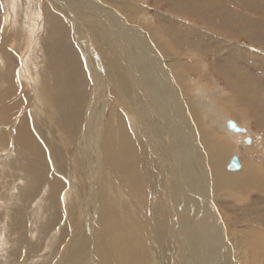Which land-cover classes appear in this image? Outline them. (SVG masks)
I'll return each instance as SVG.
<instances>
[{"label":"rangeland","instance_id":"rangeland-1","mask_svg":"<svg viewBox=\"0 0 264 264\" xmlns=\"http://www.w3.org/2000/svg\"><path fill=\"white\" fill-rule=\"evenodd\" d=\"M50 1L53 3H60L59 0H57V1L56 0H50ZM100 1H102L105 4H109L113 8H116V10H118L121 14H123L126 17V19L131 23V24L126 23V25H127L126 26L124 24V20H123V25H122L123 29H125L126 31L127 30L129 31L130 29L137 31V33L135 35H132V34L130 35V40L135 39V37L139 34L140 31H142L143 35H146V37H148L147 40L145 41V45L148 48L150 55L153 56V54L155 53V55L157 57H159L158 59L162 63V66L165 68L164 71L168 72L169 75H171L170 76L172 78L171 80L174 79L173 80V86L176 87V89L174 87L173 88L169 87V90L172 89V90H170L171 93L169 92L168 94H165V95H168L170 97V95L175 93L177 98L180 96L181 100H183V102H182L183 106L181 105V107H183L184 109L182 108V111H183V113L184 112L186 113V114L184 113L185 116H188V117H186L185 120H183L184 122L182 121V124L186 126V127L184 126L185 128L184 127L183 128L185 129V131H187V135L191 138L192 143L195 145L194 148L191 145V152H192V150H195V152H196L195 154L198 157V160L201 163L202 162H204V163H202V167L197 165V169L195 170V173H199V174L194 175L191 168H190L189 162H191V165L194 167H195V162H192L189 160L190 159V155L188 154L189 150L184 147V144H183L184 141L181 138H180V144H182V149L180 150V148H176L177 151L180 150V154H181L180 157H178V154H176V152L170 153V155L173 157L172 160L174 159V163L178 164L180 158L182 160V155L184 154L183 160H182L184 165L182 166V168L184 169V171L186 170V172L188 174V176L186 177L187 181L191 180V184L194 182L193 183L194 185L197 184V185L201 186V188L206 193L204 191H202L201 192L202 195L198 196V198L202 197V196L207 197V195H208L209 201L206 199H204L202 201L208 202L209 206H211V208L214 210L215 214L218 213L219 216L223 220V222H222L223 228L220 230V232L219 231L215 232V234L222 233V237H223L222 240H225L223 248H222L223 252L220 253V251H219L218 252L219 255L216 252L217 259L215 260V262L217 264H226V261L228 262L227 264H264V236H263V240H262L263 242L257 243V246L255 248L257 250V257H256V256H253L254 251L252 250V248L249 247L248 245H246L245 240L243 241V239H245V238H247V239L251 238L252 235L248 234V233L246 235V234H243V232H242L246 228H248L249 232L251 229H252L251 232H253V229H254V233H256V234L260 235V231L264 234V226H262L263 223H261V222H263L262 221L263 215H261V213H264V212L256 213L257 211L251 209L252 204L259 210L261 209V207L264 206V204L261 203L262 201L260 198V194L257 191V188L259 185H261V183L264 185V180L261 183L259 182L258 184L256 182L255 184L257 186L252 188L253 191L249 190V189H245V188H242V190H240L241 189L240 187L239 188L237 187L238 189H236V188H234V186H231V187H228L225 189H221V190L220 189L216 190L215 187H217V186H216L215 180L213 179V169H212V166H213L212 161L213 160L211 159V155H209V152L210 151L213 152L214 150L212 148L210 150V149H208L206 144L204 145V143H205L204 142V140H205L204 134L206 136H209V140H210L209 145L210 144L213 145V144H215V142H217V143L214 146H218L219 143L222 144V146L224 148L222 150H220V152L221 153L225 152V156L224 157L221 156V158L224 160V164L222 166V169L225 172H227L228 174H235L241 170H244L246 167H248V168L253 167V170L255 169V171H257L259 173V175H260L259 177L264 175V122H262L261 124H259L260 122H258L260 116L264 117V107L261 110V111H263V113L261 112L260 116L258 113L252 112L253 110L251 109V108H255V109L260 111L259 106H260L261 102L264 103V101H261V100L255 101V104H253L254 101L253 102L249 101L248 102L249 104H247L246 101L249 100L248 97L242 98V97H238V96L233 95V93L231 91V85H230L231 82L229 83L230 78L232 79V82H233V77L238 76L236 74V71H238V73H240V71H241L242 73H240V74H243V75L247 72H252L253 76L261 79L264 83V68L256 67L257 68L256 69L251 64H248L247 62H244V64L240 66L237 64L238 63L237 61L232 60L233 56L228 55V54H226V56H223V58L219 56L221 58V60L219 58L218 62H220V63L218 65H216L215 62H217L216 59H217L218 55L211 53L214 50L207 49V51H206L207 53H204L199 49V47L186 46L181 51L179 49L175 48L171 43L172 38L169 37L170 35H168L158 25V14L159 13H169V14H172V12L175 13V9L172 10V8L169 7V5H168L169 1H167V0H136V1L135 0L134 1L129 0V1L139 5L137 13H132L130 7H128L127 10L124 11L121 8V5L117 4L118 1H120V0H116L117 2L114 0H111L112 2H114V4L111 3L109 0H100ZM226 3L230 4L231 6L230 5L229 6L231 8H235L236 11H238L239 13H245V14L247 13V14H249L250 17H253V18L259 16L258 11L257 10L255 11V9L253 10L252 6L244 7L246 5H244L245 3L241 2V0H223V4H226ZM96 4H98V3H96ZM242 4H243V6H242ZM8 5H9V9H8ZM57 11L58 10H55L52 7L49 0H0V46L3 47V49L0 47V49H1L0 50L1 51L0 52V54H1L0 55V70H1L0 73L3 72V74H6V72H8L9 76H10L9 77V81H10L13 79V78L10 79L12 77V74H13L12 71L15 70L16 71L15 75H17V76L14 77L13 83L15 86L21 85V87L19 89L20 91L17 90L16 92H11L10 96L12 95V93H13V96H11V98L8 97L9 99H7L8 93H6V92L3 93V92H4V89L10 88L9 85H7L9 82L6 81V78H8L7 77L8 73H7L3 82H1L2 78H0V83H1L0 87L4 86V88L0 89V101H1L0 112L2 110V115L4 116L3 119H6V118L9 119L10 118L8 122L9 123L12 122L11 123L12 125L10 124L8 127H5V129H3V130L8 131V130L13 129L11 131V133L15 134L16 133V127L15 126L17 125L18 121H20L21 118H24L29 123V133L31 132L30 133L31 140L34 137L37 140V142H38L37 144L39 145V147L42 148V151H36V153H33L35 151H32L33 157L30 159L31 161L34 160V162H36V164L40 165V167H39L38 165L35 164V169H36L35 172L37 171V175H38V177L40 179V183H41V185H38L40 187L37 186L35 188H37V191H39V192L36 191L35 193H33L34 195L33 194H32V196L28 195L26 198H25V196H23L24 198H21L20 201H18V198H19L18 196H17L16 200H15V198H12V197H14L15 195H18V191L20 190L19 187L25 188V187H27V185L29 183L28 181H26L25 178L26 177L29 178L31 176V174H29L32 171L31 167H29V166H28V168L26 167L27 165H30V160L29 161L23 160L22 163L24 164L23 166L25 167V169H24V167L22 168V166H20V168H19V167H17V165H13L12 161H14L13 157L16 154V151L13 150V148H12V146H14V144H12L13 142H11V138L9 140V146L7 145L6 147L0 148V264H58L61 261L60 258L62 257V254L65 251V247H67V244L71 240L70 238L73 237V234L75 232L77 233L76 235L79 237L81 236V239H82L80 241L81 246L79 247L80 248L79 251L81 252V255H80L81 260H80V258L79 259L76 258L77 261H75V262H77L78 264H88V263L89 264H99L98 261L95 259L93 260V258H91V256L93 257V256L97 255L96 250L94 248H92L93 245L96 244V242L94 241L93 235L95 234V231L98 230V229H96L97 228L96 226H98V225L100 226L101 224H102V226H101L102 237H104V239L106 240V243H107L106 254H109V261L111 262V264H162L163 260H161V259L162 258L166 259V258L170 257V256H168V255H170V252H172V251H170V248H174V247L172 244H171V246H169V248H168V245H166L164 250H163L161 245H159L158 243L156 245L154 242V239H155L154 237L159 238V240L161 241L163 239V235L161 232L159 234H155L157 232V230L156 229L154 230V227L151 228L149 225L152 222V220H151L152 217L150 218V215H154L153 220L155 221L156 217H157L156 215H162L166 211V208H164L162 205L159 204L160 202L167 199V195L165 192L166 190L164 189V192H162L163 189H161L158 192L156 191L155 193L152 192L150 194L149 193L150 189L146 188V189H149V191L141 197L142 200H145V201H143V204H140L137 202L140 206V210H142V213L139 214L140 220H142L143 218H145L144 221L148 219L147 220L148 222L145 221L146 223L141 222V226L138 223L139 220H136V212H138V209L132 204V202L130 203V201H132V198L137 199V195L139 194L137 187H134V185H133L135 183V182H133L135 179H134V177H132L133 173L131 172L132 170H133V172L135 170H138L135 166L137 164V161H139V160L136 158H139L141 160H143V159L145 160V154L146 155L149 154L150 158H152L151 155L153 154V150L157 149L156 141H152V140L150 141V138L148 136L149 135L148 132L152 129V125H151L152 122H150V118L148 117L149 118V119H147L148 121H144V122L148 123L151 126V128H150V126H147V124L144 123L147 126V128H146V126H144V124L142 123L143 120H141L139 117H136L135 119H137V120L133 124L131 122V120L129 119L128 115L126 114V112L124 111V109L127 108V107L125 108V106H124L125 104H122L120 107V110H119L118 104L116 102L117 93L105 92L107 90L105 86L108 87V85H109L108 82H110L109 81L110 77L107 75L108 73L106 72V68L109 65V63L107 64V62H108V60H112V58H113L112 61L117 59V57H116L117 55L115 54V52L114 51L110 52L105 47L106 45L102 41H100V38L97 36V34L95 32H93V30H90V29H89L88 34L89 35L91 34V37L89 36L87 41L84 40V42H83V40L81 39L79 42L78 38H77L78 35L76 36V32H75V29L73 27V23L71 22V19L66 18V16L64 14H62V12H60V11L57 12ZM114 15L117 18L119 14L115 11ZM177 16L180 17L181 19L185 20L190 25L195 24V26L197 25L198 27H201V28L203 26H206V24L204 23L205 22L204 20H201V18H199V16H195V18H194V16L190 12H187V11L181 12L180 15H177ZM185 21H184V23L187 24ZM184 23H183V25H185ZM118 24L119 23L117 22V25ZM175 25L177 26V21L175 22ZM7 26H9L8 31H10V33L7 31V33L9 35H7V33L4 35L5 30L3 28H5ZM82 28L83 27H81V29ZM215 30H217V29H215ZM61 32H62V35H61ZM2 33H3V35H2ZM219 33L229 34V32H227L225 30H220ZM83 34H85V33H83ZM236 34H239V32H237ZM236 34H234V35L232 34L233 36L230 35L231 39H229V38L225 39L224 45L226 46V44L231 45V44L236 43L235 45L239 49L249 53L250 55H252V53H254V52H255V54L258 53L257 55H263L264 54V43L259 44L256 42H250V40L248 38L241 37V36L236 35ZM3 36H5V37H3ZM6 36H8V37H6ZM20 38H21V40H20ZM232 40H234V41H232ZM110 42L112 43V41H110ZM101 43H103L105 46L102 47ZM113 43H114V41H113ZM10 44L11 45L13 44V45H12V47L8 48V50H7V47L11 46ZM6 45H8V46H6ZM57 45L60 48L59 51H58ZM87 45H90V46H87ZM242 45L245 47H243ZM17 47H19V48H17ZM114 47L117 48L116 50H118L117 45ZM14 48H15V50H14ZM61 48H62V51H60ZM44 50H48V51H44ZM83 50H84V52H83ZM12 51H13V53H12ZM215 51H218V50L216 49ZM9 52H11L12 54ZM47 52H49V53L51 52V53L49 54ZM62 52L63 53L65 52L64 53V56L66 55L65 59H61V58H64V57H62V55H63ZM90 52L92 53V56H93L92 58L97 59V61H93L95 64L93 62H91L92 65L95 66L96 70L101 69L98 72L97 77L103 72L104 75L102 78H103V81L107 84L106 85L103 82V86H100V88L96 85L95 82L92 84L91 77L92 76L95 77V73L92 74L90 72L91 69H89L90 63L88 62L89 61L88 58L91 55ZM118 52L119 51H117L116 53H118ZM2 54L5 55V57ZM8 54L9 55L11 54V55L9 56ZM1 56H2V58H1ZM69 56L71 58H69ZM227 56H229L230 58ZM4 58L7 60H5ZM9 58H11V59L9 60ZM67 58H68V60H67ZM99 58H100V60H99ZM101 58H103V59L105 58V59L104 60L102 59V61H101ZM226 60L228 61V63H231L233 67L231 66V68L228 69L226 67V65H224L222 63V62H226ZM5 61H6L5 66L7 65V63H8V65L6 67L4 66L5 67V69H4L3 64L5 63ZM47 64H49V65H47ZM221 64L223 66H220ZM9 65H11V67ZM151 65L154 66L153 64H151ZM98 66H100V67H98ZM134 68L135 67H132L131 70H128V71H130L131 74H134V73L136 74V71ZM216 68H218V69H216ZM218 70H222L224 72L226 70L227 73L230 71L229 72V75H231L230 78H228L229 76H227L226 73H220V71H218ZM233 70H234V72H233ZM10 71L12 74H10ZM46 72H48V73H46ZM234 73H235V75H234ZM252 73L251 74L247 73V74L250 76V75H252ZM122 74L123 73H122V69H121V71L119 70L118 74L116 75V79L119 80V78L122 77ZM247 74H245L244 76H248ZM155 75L158 79H160V78L162 79V76L160 74H159L160 77H158L157 72H155ZM104 76H106V77H104ZM24 77H25V80H24ZM126 77H127V73H126ZM239 79L241 80V77H239ZM25 81L29 83L30 89H31L30 84L33 83V81H37L36 88L38 86V83L43 84L44 87H45V84H47L46 86H48V88L50 89V92L54 95L55 101H53V104H54V108L57 110V114H58L57 118L58 119L61 117L63 119V117H66V116L68 118H70L72 116V112L74 110L77 109V112H79L78 110H80L81 107H84V111H85L84 117L85 118H84L83 127L81 129L82 132L84 131V129L85 130L87 129L90 118L93 116L94 117V118L92 117L93 121H96V122L91 123V125H92L91 129L93 132V137L97 136L96 134H98V132H99L98 130L100 127L102 130L99 133L100 134L99 138L100 139L102 138L101 142L103 141L102 142L103 146L107 145L109 147L112 145L111 148L114 149V150H112L109 147V149H107L106 153L107 152L110 153L113 151L112 153L114 155H116V157H118V158H116L118 162H122V163H124V165L126 164L125 166H133L132 170H129L131 172V175L130 174L127 175V173H129V172H128V170L126 171V169L122 168L124 170V172H123V170H121L120 167L113 166L114 164H107V163L105 164V162H102L101 148H100V144H99L98 139H97V141H98L97 144L96 143L94 144V142H91V149H92V146H95L92 149L93 152L91 149L89 150V146H87L88 150L93 153V154L90 153V155L94 156V158H95V154L97 153L99 155V159H100V160H98V162L95 161L96 158L93 160V162H95L97 164L96 165L97 168L95 166L91 167V170L93 169L92 170L93 172L91 171L90 178H87L90 175L89 170H88L89 169L88 162H87L88 167H86V169H85V166H82L81 164H79L80 162H77L76 160L70 161V158H68V155L70 156V152L68 151L69 148L66 149L67 151L66 150L64 151L63 149H61V151H62L61 153H58V151L56 152L55 151L56 147H55V145L53 146V144L57 143L56 146L59 144L58 146H60V148H62V147H64V143L62 144V141H64L65 144H67L68 138L66 136H64L63 134L58 135V132H57L58 128H56L54 126L55 124L57 125L58 122H56L55 119L53 122L54 116H53V114H50L49 111L47 112V114H45L47 108H44V113L40 114L39 108H34L33 106L28 107L26 105V100L28 98H27V90L24 91V89H27V87L24 83ZM97 87L99 89H97ZM158 88H159L158 89V92H159L158 96H160L162 93H165L164 90H162L163 89L162 83L159 84ZM177 89H178V91H177ZM200 89L204 90V92L208 95L207 96L209 98L208 101L211 102V105L213 104L212 108L214 110L218 109L217 111L220 114H224V116H223L224 118L227 115L226 117H228V120L230 118L236 120L239 124H242L244 127H246L248 132L247 133H242L239 131L230 132L229 131L230 129L228 127V120H227V127L229 130H227L226 124L224 125V127H223L224 129L222 132L217 131L215 126H214V128L213 127L210 128V125H208L205 122V119L209 120L210 116L207 115V110H205L206 111L205 112L203 109V106L199 105L200 101L198 98H199V96L203 95L202 93L199 92ZM1 90H2V92H1ZM54 92H55V94H54ZM101 92H103L105 94V95L102 94V95H104L103 97H105V98H104V100H102V99L99 100V104H98L99 107H98L97 105H95V101H96L98 95L101 96ZM14 93H16V94H14ZM106 93H107V95H106ZM199 93H200V95H199ZM6 94H7V96H6ZM2 95L5 98L2 97ZM262 96H264V95H262ZM75 97L76 98L78 97L77 103H76ZM259 97L262 98L261 96H259ZM5 99H6V101H5ZM11 99H13V100H11ZM22 99L23 100L25 99V100L23 101ZM211 99H212V101H211ZM14 101H20V103L19 104L17 103L18 105L14 104V105L10 106L9 104H11ZM22 101L24 104L21 103ZM84 101H86V102L84 103ZM244 102H246V103L244 104ZM173 103H175V102L173 101ZM197 103H199V104H197ZM104 104H106V105H104ZM93 105H94V107H97V109L89 117V111ZM249 105H252L253 107L249 108L250 107ZM263 106H264V104H263ZM116 107L118 108L119 111L117 110ZM100 108H102L103 110L105 109V110L103 111L102 114H100V117H99L98 111ZM4 109H8L9 111L3 112V111H5ZM27 109H28V111H27ZM53 111L56 112L55 110H53ZM96 111H97V113H96ZM112 111L117 116L120 114L119 117H122V116L128 117V118H126V121H127L129 129H127V130H129L132 138L137 143V146L139 148V149L138 148L137 149L139 150L141 157L135 156L137 154L132 155L133 153L131 151H130L131 155L125 154L124 151L125 150L127 151L129 148L130 149L135 148V144L133 142H132V144H130L127 141V138L124 135V132H123V134H121L122 133V131L120 129L121 126L118 127L117 118L115 121H112V123H111V127H113V129L116 128L117 130H120V133L117 132V134H119V135L114 136L117 138V140L112 139L114 142L112 140H110L109 142L107 141V138H106L105 134L103 133L104 124L106 123L107 117L110 116ZM69 114H70V116H69ZM41 116L44 117L45 119L44 118L41 119L40 118ZM46 116L47 117L49 116V118H47ZM189 116H190V118H189ZM74 117H75V115H74ZM38 118H39V120H38ZM146 118H147V116H146ZM181 118H183V117H181ZM43 120H46V121H43ZM186 120L189 123H187ZM38 121H40V122H38ZM48 121H49V123H48ZM262 121H264V118ZM39 124H40V126H39ZM41 124H43V125H41ZM118 124L122 125V123H118ZM135 124H138L137 127L134 126ZM141 124H143V125H141ZM193 124H194V126H193ZM35 126H37V127H35ZM93 126L97 127V130H96V128L94 129ZM143 126L145 128H143ZM187 127H190V128L187 129ZM54 128H55V131H54ZM193 128H195V130H193ZM204 130H206L208 133H206ZM190 131H193V132H190ZM8 132H10V131H8ZM47 133H48V135H47ZM14 134H12L11 137H13ZM30 135H28L29 138H30ZM71 136L74 137V135H71ZM147 136H148V139H147ZM188 136H187V139L189 138ZM249 136L252 138L251 139L252 141L250 143H247L246 140L248 139ZM64 137L67 139L65 140ZM26 138L28 139V137H26ZM81 138H82L81 136L78 138H75V137L73 138V140L77 139V140H75L76 143L74 144L73 147H76L81 142H82L81 144L85 143V140L81 139ZM121 138L122 139L125 138V139L121 140ZM244 138L246 140H244ZM48 139H50V140H48ZM44 140L46 143L44 142ZM52 141H53V143H52ZM119 141H120V143H119ZM195 141L197 142V144H195L196 143ZM150 142H152V143H150ZM163 142H164V140H163ZM39 143H41V144H39ZM108 143L109 144L112 143V144L109 145ZM117 143H119L120 145H118ZM25 144L28 145V143H25ZM115 144H117V145H115ZM121 144L123 147H121ZM116 148H117V150H116ZM141 148L143 149V151H141L142 150ZM187 148H189V147H187ZM196 148L198 150H196ZM123 149H124V151H123ZM185 149L188 150L187 154L185 152L186 151ZM129 150H128V152H129ZM38 152H40V153H38ZM54 152L57 155H55ZM121 152L123 155L125 154V157L129 158V160H127V158L125 159L123 157V155L120 156ZM18 154H19V151H18L17 155ZM34 154H37V155H34ZM39 154H40V156H39L40 158H42V156H43V158H42L43 160L38 158ZM61 154L62 155L64 154V156H61ZM17 155H15V160L17 159V157H16ZM232 155L240 156L241 157L240 159L242 160L241 162H243L241 168L237 169L235 171H231L227 167L231 158L233 157ZM56 156H57V158H56ZM79 157L80 158L82 157L81 154L79 155ZM122 157H123V159H122ZM11 159H12V161H11ZM121 159H122V161H121ZM124 159L127 160L126 162H128V163H125V161L123 162ZM58 160H59V162H58ZM61 160H62V162H61ZM9 161H11L12 164H9L10 163ZM56 162L58 164L59 163L60 164L58 165ZM106 162H109V161H106ZM133 162H135V163H133ZM200 162H198V163H200ZM42 163H44L45 165ZM75 163H76V165H75ZM187 164H188V166H187ZM70 165H72V166H70ZM81 166H82V169L80 170L79 168ZM105 166H106V168H105ZM118 166H120V165H118ZM177 166L175 165V167H177ZM194 167H192V168L194 169ZM64 168H65V170H64ZM177 168H179V166ZM199 168H200V170H203V171L201 172L200 170H198ZM204 168H206L207 171H205ZM118 169H119V171H117ZM73 170L74 171L76 170L75 171L76 173L73 172ZM107 171H108V173H107ZM116 171L119 173H117ZM120 171H121V173H120ZM176 171L178 173L179 169H176ZM110 172H111L112 177H110L111 176ZM114 172H115V174H114ZM148 172H147V174H148ZM200 172L203 175V177H202V175H200ZM85 174H86V176H85ZM119 174H121V175H119ZM204 176H205V178H204ZM41 178H43L44 180H41ZM79 178H80V180H83V182L85 184L84 191L86 190L85 191L86 193L83 190H80V186L78 187L77 185H75L80 181ZM107 178H108V181H107ZM113 178H115V179H113ZM129 178H132V180ZM24 180H25V183H24ZM57 180L61 184V186H60L61 190L59 189V187H57V188L53 187L54 184H52V183L54 181L57 182ZM49 182H51V183H49ZM123 182L125 184H130V185H127V187H132V185H133L132 191L134 192L135 195L131 192L130 188L127 189V191L129 193L126 192V189H122L121 185L124 184ZM129 182H131V183L133 182V183L131 184ZM200 182H202V183H200ZM18 184H21V185H18ZM22 184H24V185L26 184V185L24 186ZM110 184H112V186ZM118 184H120V185H118ZM208 184H210L211 187ZM50 185L52 186V188L49 187ZM115 185H117V186H115ZM75 186L78 188V190H77V188L75 189ZM205 187L208 189H206ZM259 187H262V186H259ZM263 188H264V186H263ZM55 190H56V192H55ZM58 190H60L59 194H60L61 198H58V194H57ZM102 190H105L108 193V197H107L106 201L108 200L107 201L108 206H109L108 210L112 209L111 215L113 216V218H112L111 222L116 223L115 226H113V230H107V233H105V231L103 229V224L105 223V220L107 221V218L105 216V215H107V212H106V214H103V216H102V215H100V212L98 211L99 210L98 209V205H99L98 196L101 194ZM186 190H187L188 194H191L193 196V194H192L193 192H191L190 189H189L190 191L187 188H186ZM93 192H94V194H93ZM183 192L184 191H182V194H183ZM261 193L264 194V191ZM28 194H29V192H28ZM11 195H14V196L11 197ZM129 195L130 196L132 195L131 198H129ZM90 196H92V197H90ZM153 196L156 198V201L154 200L155 198ZM20 197H22V196H20ZM88 197L92 198V200H90V198H88ZM73 198H76L78 200V202H76V203L80 206V207H76V209L81 208L79 213H78V219L79 220H78V222L75 221L79 224V227L77 229L72 227L73 223L70 220L69 215L66 214V210L68 212V209H67L68 208L67 207L68 201L74 202L75 200ZM257 198H258V201H257ZM12 199L15 202H12ZM96 200H97V202H96ZM173 200H172V205L174 203ZM128 201H129V203H128ZM224 201H226V202H224ZM255 201H257L259 204L256 203ZM166 203H168V200ZM77 204H75V205L77 206ZM89 204H90V206H89ZM257 204H258V206H257ZM81 205H82V207H81ZM245 205H248V209L245 210V212H243L242 210H240V208L242 206H245ZM238 206H239V210L237 208H235ZM84 207H85V209H84ZM87 207H89V209ZM115 209H117V210L115 211ZM16 211H17V213H16ZM114 211H115V213H114ZM174 211H175V208L173 210V216L172 217L176 216ZM205 213L208 214L207 211ZM257 214H259V215H257ZM247 215H249V216H247ZM257 216H261L260 217L261 219H259V220H261L260 222H256V220H251V218H257ZM158 218H159V216H158ZM176 218H177V216L175 218H173L174 221H176ZM233 218H235L236 220L233 221ZM102 219H103V222L99 221ZM169 219H170V217H169ZM242 220H244V221L242 222ZM99 222L101 224H99ZM189 226H191V225H189ZM82 232H84V233H82ZM78 233L79 234L81 233V235H79ZM169 233L167 235L170 236V238H172V235H169ZM215 234L212 231V235H210V238L212 241H213ZM224 234L226 235V238L224 237ZM109 236H110V238H109ZM83 242L85 245H83ZM87 243H88V245H87ZM222 243H220V245L217 249H221ZM244 243H245V245H244ZM205 246L207 248H210V251H211V248L214 249L212 245H210V246L205 245ZM207 248L205 249V251H207ZM70 249H72V248L68 249V251H67L68 253L70 252ZM89 253H90V255L88 257L87 254H89ZM166 253L167 254L169 253V254L167 255ZM128 254H130V255H128ZM207 254L208 255H206V257L210 258L209 252H207ZM63 255H65L66 258L68 255H70L69 256L70 258H67V260L64 261L63 264H68V261L73 258L71 256V254L66 255V253H65ZM113 255H114V257H113ZM190 255L191 254H189V251H187L185 253V255L183 256V258H186L188 256V261H190L191 264H194V262L196 260L194 261L192 255H191V257H189ZM65 256H63V258ZM175 256L176 257H175V260L173 261V264H181L182 258H181V260L179 258V257H181V254L175 255ZM206 257H204L203 260L207 259ZM99 259H101V264H104V262L102 261V258L99 257ZM122 260H123V262H122ZM188 261L186 262V264H189ZM110 262L105 263V264H109ZM77 263H74V264H77ZM59 264H61V263H59ZM168 264H170V263H168ZM206 264H208V263H206Z\"/></svg>","mask_w":264,"mask_h":264},{"label":"bare ground","instance_id":"bare-ground-1","mask_svg":"<svg viewBox=\"0 0 264 264\" xmlns=\"http://www.w3.org/2000/svg\"><path fill=\"white\" fill-rule=\"evenodd\" d=\"M59 1H60V3H53V2H51L49 0V2L51 3L52 7L55 10H58V11L62 12V14H64L66 16V18H70L71 19V22L73 23V27H74L75 32H76V36L78 35L77 38H78L79 42H80L81 39L83 40V42H84V40L87 41L88 37L89 36L91 37V34L90 35L88 34L89 29L93 30V32H95L97 34V36L100 38V41H102L106 45L105 46L103 43H101L102 47L105 46L110 52L114 51L115 54L117 55L116 56L117 59L114 60V61H112L113 58H112V60H108L107 59L108 62L105 60L107 62V64L109 63L108 66L106 65L107 66L106 72L108 73L107 75L110 77V79H109L110 82H108L109 83L108 87L105 86L106 89H107L105 92L117 93L116 102L118 104L119 110H120L121 105L125 104L124 106H125V108L126 107L127 108L124 109V111L126 112V114L128 115L129 119L131 120V122L133 124L137 120V119H135L136 117H139L141 120H143V122H142L143 124L145 123L144 121H148L147 119L150 118V122H152L151 125H152V129L153 130L149 129L150 131L148 132V134H149L148 136L150 138V141L151 140L152 141H156L157 149L155 150L153 148L154 149L153 150V154L151 155L152 158H150L149 154H147V155L145 154V160L144 159L141 160L139 158H136L135 156H137V157H141V156H140V152L138 150L139 148L137 146V143L132 138L129 130H127V129H129L127 121H126V118H128V117H124V116L119 117L120 114L117 116L112 111L110 116L107 117L106 123L104 124L103 133L105 134L108 142L110 140H112V139H114V140L116 139L117 140V138L114 137V136L119 135V134H117V132L120 133V130H117L115 127H114L115 129H113V127H111L112 121H115L116 118H117V125H118V127L121 126V128H120L121 131H122L121 134H123V132H124V135L126 136L127 141L130 144H132V142L135 144V148L132 147L133 149H130V148H129L130 150L128 149L129 152H128V150L124 151V149H123V151L125 152L126 155L127 154L131 155L130 151L133 153L132 155L137 154L134 157L139 160V161H137V164L135 166L138 170L134 169L135 171L133 172V170H132L133 166H125L126 164L124 165V163L118 162L117 159H116L118 157H116V155H114L112 153L113 151L110 152V153L109 152L106 153L107 149H109V147L111 148V146H112L111 144L112 143L111 144L108 143L109 145H111L109 147L107 145L103 146V143H102L103 141L101 142L102 138L101 139L99 138V135H100L99 133L102 130L100 127H99V130H98L99 131L98 134H96L97 136L93 137V132H92V129H91V126H92L91 123L96 122V121H93V119H92L93 116L90 118V121L88 123L87 129L86 130L84 129V131L82 132L81 129L83 127L84 118H85L84 117V112H85L84 111V107H81L80 110H78L79 112H77V109L74 110L72 112V116L73 117L71 116L70 118H68L65 115L66 117H63V119H62V117L58 119L57 118V115H58L57 114V110L54 108V104H53V101H55L54 100V95L50 92V89L48 88V86H46L47 84H45V87H44L43 84H39L38 83V86L36 88L37 81H33V83L30 84L31 85V89H30L29 83L26 82L27 80L24 82L26 87H27V89H24V91L27 90V98H28L26 100V105L28 107L33 106L34 108H39L40 109V112H39L40 114L44 113V108H47L45 114H47L48 111H49L50 114H53V116H54L53 122H54V119H55L56 122H58L57 125L56 124L54 125L56 128H58V131H57L58 135L59 134L60 135L63 134L64 136H66L68 138L67 144H65V142L62 141V144L64 143V147H62V148H60V146H58L59 144L56 146L57 143L53 144V146L55 145V147H56L55 151L56 152L58 151V153H61L62 152L61 149H63L65 151L66 149L69 148L68 151L70 152V156L68 155V158H70V161L76 160L77 162H80L79 164H81L82 166H85V169H86V167L89 166L88 170H89L90 175L87 178H90V176H91V171L93 170V169L91 170V167L95 166L97 168V166H96L97 164L95 162H93V160L95 158L97 159V160L95 159V161H97V162H98V160H100L99 159V155L97 153L96 154L94 153L95 154V158H94V156L90 155V153L93 152L92 149L95 147V146H92V149H91V142H94V144L95 143L97 144V142H98L97 139L99 140V144H100V148H101L102 162H105V164L106 163L107 164H114L113 166L120 167L121 170H123V169H126V171L128 170L129 173H127L125 171L127 173V175H129V174L131 175V172L133 173L132 177H134V179H135L133 181V182H135L133 185H134V187H137V190L139 191V194L137 195V199L136 198H132V201H130V203L132 202V204L138 209V212H136V220H139L138 223L140 224V226H141V222H143V223L148 222L147 221L148 219L145 220L146 221L145 222L144 221L145 218L140 220V217H139V214L142 213V210H140V206H139L138 203L143 204V201H145V200H142L141 197L144 194H146L149 191V189H150V192H149L150 194L152 192L153 193H155L156 191L158 192L161 189H163L162 192H164V189L166 190L165 192H166V195H167V199L159 203L164 208H166V211L162 215H156L157 217H156L155 221L153 220L154 215H150V218L152 217V219H151L152 222L149 225L151 228L154 227V230L155 229L157 230V232L155 234H159L161 232L162 235H163V239L161 241L159 240V238L154 237L155 238L154 242H155L156 245H157V243L159 245H161L163 250H164L166 245H168V248H169V246H171V244L174 247V248H170V251H172V252H170V255H168L169 253L168 254L166 253L170 257H168L166 259L165 258L161 259V260H163L162 264H168V263L173 264V261L175 260V257H176L175 255H180V254H181V257H179L180 260L182 258L181 264H186V262L188 261V256L186 258H183V256L185 255V253L187 251H189V254L192 255L194 261L196 260L194 262V264H206V263H208V264H217L215 262V260L217 259L216 252L217 253L219 251H220V253L223 252L222 248H223L225 240H222L223 239L222 233L215 234V232H218V231L220 232V230L223 228V225H222L223 220L219 216L218 213L215 214L214 210L211 208V206H209L208 202L202 201L204 199L208 200V195H207V197L202 196V197L198 198V196L202 195L201 192L204 191L201 188V186L197 185V184L194 185L193 184L194 182L191 184V180L187 181L186 177L188 176V174H187L186 170L184 171V169L182 168V166L184 165V163L182 162L184 154L182 155V160L180 158L178 164L174 163V159L172 160L173 157L170 155V153L176 152V154H178V157H180V155H181L180 154V150L182 149V144H180V138H181L184 141V143L182 142L184 144V147L189 150V153H188L190 155V159L189 160L192 161V162H195V167L191 165V162H189L190 168H191V170H192L194 175L195 174L196 175L199 174V173H195V170L197 169V165L202 167V163H204V162L201 163L198 160V157L195 154L196 153L195 150H192V152H191V145H192L193 148L195 147V145L192 143L191 138L187 135V131H185V129H184L186 126L182 124V121L185 120L186 117H188V116H185L184 115L185 112L183 113V111H182L183 107H181V105H182L183 100H181L179 95H178L179 97L177 98L175 93L170 95V97L168 95H165V94H168L170 92V90H172V89L169 90V87H172V88L174 87L173 86V80L174 79L171 80L172 79L170 77L171 75H169L168 72L164 71L165 68L162 66V63L159 61V59H158L159 57H157L154 52H153L154 53L153 56L150 55V53L148 51V48L145 45V41L147 40L148 37H146V35H143L142 31L139 30L140 32L135 37V39L130 40V35L131 34L135 35L137 33V31H135L133 29H130L129 31L128 30L126 31L125 29H123V26H122L123 25V20H124V24L125 25H126V23H129V24H131V23L126 19V17L123 14H121L118 10H116V8H113L109 4H105V3H103L100 0H89V1L88 0H59ZM109 1L114 4V2H112L111 0H109ZM114 1H116V0H114ZM167 1H169V4H168L169 7L172 8V10L175 9V13L174 12H172V14L159 13L158 14V25H159V27H161L162 30H164L168 35H170L169 37L172 38L171 39V43H172V45L175 48H177V49H179L181 51L186 46L199 47V49L202 52H204V53H207L206 52L207 49L214 50L211 53L218 55V57L216 59L217 62H215L216 65H218L220 63V62H218V59L220 57L223 58V56H226V54H228V55L233 56L232 60L237 61L238 62L237 64L240 65V66L243 65L244 62H247L248 64H251L254 68H256V67L264 68V54L263 55H257L258 53L256 52L257 54H255V52H254V53H252V55H250L249 53L239 49L235 45L236 43L231 44V45L230 44L229 45L226 44V46L224 45V43H225L224 40L228 39V38L231 39V36H233L237 32H239V34H236V35H239L241 37H246V38H248L250 40V42H256V43H259V44H263L264 43V0H241V2L245 3L244 5H246L244 7L252 6L253 10L255 9V11L256 10L258 11V15L259 16H257V17L254 16L255 18L250 17L249 14H247V13L246 14L245 13H239L238 11H236L235 8H231L230 7L231 5L228 4V3L223 4V0H167ZM96 3H98V4H96ZM117 4L121 5V8L124 11H126L127 8L130 7L132 13H137L138 12L139 5L133 3V2H131L129 0H120V1H118ZM105 6H108L109 8H107ZM242 6H243V4H242ZM8 9H9V5H8ZM115 11L119 14L117 18L114 15ZM185 11L190 12L194 16V18H195V16H199V18H201V20L205 21L204 23L206 24V26H203L201 28V27H198L197 25L195 26V24H191L190 25L185 20H183V19H181L180 17L177 16V15H180L181 12H185ZM176 21H177V26L175 25ZM184 21L189 26L187 24H185ZM117 22L119 23L118 25H117ZM182 22L185 25H183ZM81 27H83V28L81 29ZM3 29L5 30L4 31V35H5L7 33V31L9 30V26H7V27H5ZM215 29H217V30H215ZM220 30H225V31L229 32V34L219 33ZM8 32L10 33V31H8ZM83 33H85V34H83ZM2 35H3V33H2ZM7 35H9V34L7 33ZM61 35H62V32H61ZM3 37H5V36H3ZM6 37H8V36H6ZM20 40H21V38H20ZM110 41H112V43ZM113 41H114V43H113ZM232 41H234V40H232ZM12 45L11 46L6 45V46H8L7 50H8V48L12 47ZM116 45L118 47V50H116L117 48L114 47ZM87 46H90V45H87ZM57 47H58V51H59L60 48H59L58 45H57ZM243 47H245V46H243ZM1 48L3 49V47H1ZM15 48H14V50H15ZM17 48H19V47H17ZM216 49L218 51H215ZM44 51H48V50H44ZM60 51H62V48H61ZM117 51H119V52L116 53ZM83 52H84V50H83ZM9 53H11V52H9ZM12 53H13V51H12ZM47 53H49V52H47ZM64 53L62 52V54H63L62 57H64V58H61V59H65L66 55L64 56ZM5 55H3V56L5 57ZM92 57L93 56H92V53H91L90 57L88 58V60H89L88 62L90 63L89 69H91L90 72L92 74L95 73V77H93V76L91 77L92 84L95 82L96 85L100 88V86H103V82L104 81H103L102 77H103L104 74L102 72L97 77L98 72L101 69L96 70L95 66L92 65L91 62L97 61L96 58H92ZM227 57H229V56H227ZM1 58H2V56H1ZM69 58H71V57L69 56ZM10 59L11 58H9V60ZM102 59L103 58H101V61H102ZM5 60H7V59H5ZM67 60H68V58H67ZM99 60H100V58H99ZM220 60H221V58H220ZM226 62H222V63L224 65H226V67L228 69L231 68L232 64L228 63L227 60H226ZM5 64H6V61L3 64V67L5 66ZM151 64H153L154 66H152ZM7 65H8V63H7ZM47 65H49V64H47ZM9 66L11 67V65H9ZM100 66H98V67H100ZM220 66H223V65L221 64ZM5 67H4V69H5ZM132 67H135L134 69L136 71V74L135 73L131 74V72L128 71V70H131ZM121 69H122V73H123L122 77L119 78V80H117L116 79V75L118 74L119 70L121 71ZM216 69H218V68H216ZM11 71H10V74H12ZM218 71H220V73H226V75L229 76L228 78H230V76H231V75H229L230 71L228 73H227L226 70H225V72L222 71V70H218ZM12 72H13V74H12V77L10 79H12V78L13 79L10 80V81H9V77L10 76H9L8 72H6V74H3V72L0 73V78H2L1 82L4 81V79H5V77H6L7 73H8V75H7L8 78H6V81L9 82L7 85H9L10 88L9 89H7V88L4 89V92H3V93H5V92L8 93V96L6 94L7 99H9V98H11V96H13V93L10 96L11 92H16L21 87V85H18V86L14 85L13 80H14V77L17 76V75H15V73H16L15 70L12 71ZM155 72H157L158 77H160L159 76V74H160L162 76L163 80L161 78L158 79L156 77V75H155ZM233 72H234V70H233ZM46 73H48V72H46ZM126 73H127V77H126ZM240 73H242V72L240 71ZM240 73H238V71H236V74L238 76L237 77H233V82H232L231 78L229 80V83L231 82L230 85H231V91H232L233 95L238 96V97H242V98L248 97L249 100H247V101L245 100L247 102V104H249L248 103L249 101H251V102L254 101L253 104H255V101H260V100L264 101L263 100L264 96H262V95H264V83H263V81L261 79H259V78H256L255 76H253L252 72H247L249 74L252 73V75H250V76L247 73H245V74H247L248 76H244L245 74L243 75V74H240ZM234 75H235V73H234ZM104 77H106V76H104ZM239 77H241V80L239 79ZM24 80H25V77H24ZM161 83L163 85V89L162 90H164L165 93H162L160 95L161 96L160 97V96H158V93H159L158 92V89H159L158 86ZM98 87H97V89H99ZM1 88H4V86L3 87L1 86L0 89ZM174 88L176 89V87H174ZM178 89H177V91H178ZM1 92H2V90H1ZM103 92H101V96L102 97L100 95H98L97 99L95 101V105H97L98 107H99V105H98L99 104V100H101V99L104 100V98H105V97H103L105 95ZM199 92L202 93L203 95L199 96L198 99L200 101V104L199 103H197V104H199L200 106H203L204 111L207 110V115L210 116V119L209 118H208L209 120L205 119V122L208 125H210V128L211 127L214 128V126H215L217 131H221L222 132L223 129H224L223 127H224L225 124H226L227 130H229L228 127H227V120H228V117H226L227 115L224 118L223 117L224 114H220L217 111L218 109L214 110L212 108L213 104L211 105V102L208 101L209 100V98L207 97L208 95L204 92V90L200 89ZM200 93H199V95H200ZM14 94H16V93H14ZM54 94H55V92H54ZM102 94H104V95H102ZM106 95H107V93H106ZM259 96H261L262 98H260ZM2 97H4V96L2 95ZM77 99H78V97L76 98V103L78 102ZM11 100H13V99H11ZM5 101H6V99H5ZM23 101L21 103H23ZM173 101L175 103H173ZM211 101H212V99H211ZM85 102L86 101H84V103ZM246 102H244V104ZM0 103H1V101H0ZM17 103L19 104L20 101H14V102H12L9 105L11 106V105H14V104H17ZM263 104L264 103L261 102V104L259 106L260 107V111L255 109V108H251V107H253L252 105H249L250 106L249 108H251L253 110L252 112L258 113L259 116H260V113L261 112L263 113V111H261L262 108L264 107ZM104 105H106V104H104ZM118 108H117V110H118ZM96 109H97V107H94V105L90 108L89 117L91 116V114H93L95 112ZM4 110L5 111H3V112L9 111L8 109H4ZM53 110H55L56 112H54ZM104 110L102 108H100L99 111L97 110L99 117H100V114H102ZM27 111H28V109H27ZM97 111H96V113H97ZM74 115H75V117H74ZM69 116H70V114H69ZM146 116H147V118H146ZM181 117H183V118H181ZM3 118H4V116L2 115V110H1V112H0V148L6 147L7 145L9 146V140L11 138V142H13L12 144H14V146H12V148H13V150L16 151L15 155H17V153L19 151V154L16 156L17 159L15 160V155H14V157H13L14 161H12V159H11V161H12L13 165H17V167H19V168H20V166H22V168H23L24 167L23 166L24 164L22 163L23 160L29 161L33 157V153H36V151H42V148L39 147V145L37 144L38 142H37V140L34 137L31 140V135H30L31 132L29 133V123L24 118H21L20 121H18L17 125L15 126L16 127V133L15 134L11 133V131L13 130L12 128H11L12 130H8L10 132L3 130V129H5V127H8L12 123V122L11 123L8 122L10 118L9 119L6 118V117H5L6 119H3ZM40 118L42 119L44 117L41 116ZM47 118H49V116ZM189 118H190V116H189ZM263 118H264L263 116L262 117L260 116V118L258 120V122H260L259 124L264 122V121H262ZM38 120H39V118H38ZM43 121H46V120H43ZM38 122H40V121H38ZM186 122H187V120H186ZM48 123H49V121H48ZM118 123H122V125H119ZM187 123H189V122H187ZM143 124H141V125H143ZM145 124H147V126H150L148 123H145ZM145 124H144V126H146ZM41 125H43V124H41ZM137 125L138 124H135L134 126L137 127ZM39 126H40V124H39ZM144 126H143V128H145ZM147 126H146V128H147ZM193 126H194V124H193ZM240 126L245 129V131H246L245 133L248 132L246 127H244L242 124H240ZM35 127H37V126H35ZM93 127H94V129L96 128V130H97V127H95V126H93ZM150 128H151V126H150ZM188 128H190V127H187V129ZM193 130H195V128H193ZM231 130L232 129H230L229 131L230 132L234 131V130H232V131ZM54 131H55V128H54ZM204 131L206 133H208L206 130H204ZM190 132H193V131H190ZM235 132H237V131H235ZM239 132L243 133L244 131H239ZM12 134H14L13 137H11ZM28 135H30V138H29ZM47 135H48V133H47ZM71 135H74L75 138H78V137L81 136L82 137L81 139H84L85 143L81 144L82 143L81 142L76 147H73L74 144L76 143L75 140H77V139L73 140L74 137H72ZM148 136H147V139H148ZM187 136L189 137L188 138L189 140L187 139ZM26 137H28V139ZM67 138H65V140ZM204 138H205L204 145L206 144L208 149L211 150V148H212L214 150L213 152H211L209 150L210 151L209 155H211V159L213 160L212 161V164H213L212 169H213V179L215 180V183H216V186H217V187H215L216 190L217 189L218 190L219 189L220 190L221 189H225V188H228V187H231V186H234V188H236V189H238L240 187L241 188L240 190H242V188L252 190V188L257 186L255 184L256 182L258 184L259 182L261 183L264 180V175L259 177L260 176L259 173L257 171H255V169L253 170V167H251V168L250 167L249 168L246 167L244 170H241V171H239V172H237L235 174H228L227 172H225L222 169V166L224 164V160L221 158V156L222 157L225 156V152H223V153L220 152V150H222L224 147L222 146L221 143H219L218 146H214L217 142H215V144H213V145H211V144L209 145V143H210L209 142L210 141L209 140V136H206L204 134ZM123 139H125V138H123ZM123 139L121 138V140H123ZM48 140H50V139H48ZM163 140H164V142H163ZM244 140H246V139L244 138ZM120 141H119V143H120ZM44 142H45V140H44ZM246 142L248 143L247 140H246ZM25 143H28V145H26ZM52 143H53V141H52ZM119 143H117V144L120 145ZM150 143H152V142H150ZM39 144H41V143H39ZM117 144H115V145H117ZM195 144H197V142ZM87 146H89V150L91 149L92 152H90L88 150ZM121 147H123L122 144H121ZM187 147H189V148H187ZM117 148H116V150H117ZM176 148H180V150L177 151ZM112 150H114V149H112ZM188 150L185 151L186 154H187ZM196 150H198V149L196 148ZM32 151H35V152L32 153ZM141 151H143V149ZM38 153H40V152H38ZM54 154L57 155L55 152H54ZM80 154L82 156L81 158L79 157ZM125 154L123 155L122 152H121L120 156L123 155V157L126 159L127 157H125ZM34 155H37V154H34ZM39 156H40V154L38 155V158H40ZM61 156H64V154L63 155L61 154ZM123 157H122V159H123ZM42 158H43V156H42ZM42 158H40V159H42ZM56 158H57V156H56ZM122 159H121V161H122ZM125 159L123 160V162L125 161V163H128L126 161L129 160V158H127V160H125ZM59 160H58V162H59ZM11 161H9L10 162L9 164H12ZM106 161H109V162H106ZM240 161H242V160L240 159ZM61 162H62V160H61ZM87 162H88V166H87ZM198 162H200V163H198ZM133 163H135V162H133ZM242 163L243 162H241V166H242ZM35 164H36V162H34V160H32V161L30 160V165L26 166L27 168H28V166L31 167V170H32V171L30 170L31 171L30 173L28 172L29 174H31V176L29 177L30 179L27 178V177L25 178L26 181H28L29 183H28L27 187H25V188L24 187L23 188L19 187L20 190L18 191V195H15V196L11 195V197L14 196L12 198H15V200H16L17 196L19 197L18 201H20L21 198H24L23 196H25V198L28 195L32 196V194L37 191V188H35V187H37L38 185H41L40 179H39V177L37 175V171L35 172V170H36L35 169ZM42 164H44V163H42ZM117 164L120 165V166H118ZM36 165H38L40 167L39 164H36ZM75 165H76V163H75ZM175 165L176 166L178 165L179 168H177L178 166L175 167ZM70 166H72V165H70ZM82 166L80 168L79 167L78 168L81 170ZM187 166H188V164H187ZM192 167H194V169ZM105 168H106V166H105ZM24 169H25V167H24ZM119 169L117 171H119ZM176 169H179L178 173H177ZM204 169H205V171H207L206 168H204ZM64 170H65V168H64ZM129 170H132V171L130 172ZM198 170H200V168ZM75 171L73 170V172H75ZM200 171L202 172L203 170H200ZM231 171H235V170H231ZM123 172H124V170H123ZM147 172H148V174H147ZM201 172H200V175H202ZM107 173H108V171H107ZM117 173H119V172H117ZM120 173H121V171H120ZM114 174H115V172H114ZM110 175H111V172H110ZM119 175H121V174H119ZM85 176H86V174H85ZM110 177H112V175ZM202 177H203V175H202ZM204 178H205V176H204ZM113 179H115V178H113ZM129 179L132 180V178H129ZM41 180H44V179L41 178ZM79 180H80V178H79ZM107 181H108V178H107ZM24 183H25V180H24ZM49 183H51V182H49ZM125 183L123 185H121L122 189H126V192H128L127 189L130 188L131 192L134 194V192L132 191L133 190V188H132L133 185H132V187H127V185H130V184H125ZM129 183H131V182H129ZM200 183H202V182H200ZM52 184H54L53 187H56V188L59 187V189L61 190V188H60L61 184H60V182H58V180H57V182L54 181ZM18 185H21V184H18ZM22 185H24V184H22ZM75 185H77L78 187L80 186V190L84 191L85 184H84L83 180H80ZM110 185L112 186V184H110ZM118 185H120V184H118ZM208 185H210V184H208ZM115 186H117V185H115ZM259 186H262V187H259ZM259 186L257 188V191L260 194V198H261V201H262L261 203L264 204V197H263L264 194L261 193V192L264 191V188H263L264 185L261 183V185H259ZM38 187H40V186H38ZM49 187L52 188L51 185ZM210 187H211V185H210ZM76 188L77 187L75 186V189ZM146 188H149V189H146ZM186 188L188 190L190 189L191 192H193L192 194H193L194 197L191 194L187 193ZM206 189H208V188H206ZM60 190L57 191L58 198H61V196L59 194ZM77 190H78V188H77ZM182 191H184L183 194H182ZM28 192H29V194H28ZM37 192H39V191H37ZM55 192H56V190H55ZM93 194H94V192H93ZM20 196H22V197H20ZM131 196L129 195V198H131ZM90 197H92V196H90ZM90 197H88V198H90ZM107 197H108V193L105 190H102L101 194L98 196V200H99L98 201V203H99V205H98V209L99 210L98 211L100 212V215L103 216V214H106V212H107V215H105L106 218H107V221L105 220L106 218L104 217L105 218L104 219L105 223L103 224V229H104L105 233H107V230H113V226H115V224H116L115 222H111V220L113 218V216L111 215L112 214V209L110 208L111 210H108L109 206H108V202H107L108 200L106 201ZM73 199L75 200L74 202H71V201L69 202L68 201V204H67L68 212L66 210V214L69 215L70 220L73 223L72 227L77 229L79 227V224L77 223L78 220H79L78 219V213H79L81 208L80 209L79 208L76 209V207H80V206L76 203V202H78V200L76 198H73ZM90 200H92V198H90ZM154 200L156 201V198ZM167 200H168V203H166ZM172 200L174 201L173 205H172ZM257 201H258V198H257ZM257 201H255V202L258 203ZM12 202H15V201H13V199H12ZM96 202H97V200H96ZM224 202H226V201H224ZM128 203H129V201H128ZM75 204H77V206ZM258 204H257V206H258ZM89 206H90V204H89ZM81 207H82V205H81ZM87 208L89 209V207H87ZM174 208H175V211H176V212L174 211V213L177 216L176 221H174V219H173L176 216L172 217ZM235 208H237L239 210V206L235 207ZM84 209H85V207H84ZM247 209H248V205L242 206L240 208V210H242L243 212H245V210H247ZM251 209L257 211L256 213L264 212V206L261 207V209L259 210L252 204L251 205ZM116 210L117 209H115V211ZM115 211H114V213H115ZM206 211L208 212V214L205 213ZM16 213H17V211H16ZM257 215H259V214H257ZM261 215H263L262 216V221L263 222H261V223H263L262 226H264V213H261ZM158 216H159V218H158ZM247 216H249V215H247ZM169 217H170V219H169ZM260 217L261 216H257V218H251V220H256V222H260L261 221V220H259V219H261ZM235 220L236 219L233 218V221H235ZM75 221H77V222H75ZM99 221L103 222V219L99 220ZM243 221L244 220H242V222ZM99 224H101V223L99 222ZM189 225H191V226H189ZM101 226H102V224L100 226L99 225L96 226L97 227L96 229H98V230H96L95 234L93 235L94 241L96 242V244L93 245L92 248H94L96 250L97 255H95L93 257L91 256V258H93V260L94 259L97 260L98 263L101 264V259H99V257H100V258H102V261L105 264V263H108L110 261H109V254H106L107 243H106V240L104 239V237H102ZM212 231L215 234V236L213 238V241L210 238V235H212ZM251 231H252V229L249 232L248 228H246L244 231H242L243 234L247 235V233H248V234L252 235L251 238H248V239L245 238V239H243V241L245 240L246 241V245H248L249 247L252 248V250L254 251V253H253L254 255L253 256L257 257V250L255 248L257 246V243L263 242L262 240H263L264 234L260 231V235H258L256 233H254V229H253V232H251ZM82 233H84V232H82ZM168 233H169V235H172V238H170V236L167 235ZM76 234H77L76 232L73 234V237L70 238L71 240L67 244V247H65V251L63 250L64 251L63 254H65V253H66V255L71 254V256L73 257L71 260L68 261V264L77 263L75 261H77V259H79L80 255H81V252L79 251V249H80L79 247L81 246L80 245V241L82 239H81V236L79 237ZM79 235H81V233ZM224 237L226 238L225 234H224ZM109 238H110V236H109ZM220 243H222V247H221V249H217L219 247ZM83 245H85L84 242H83ZM87 245H88V243H87ZM205 245H207V246L208 245L209 246L212 245L214 249L211 248V251H210V248H207ZM244 245H245V243H244ZM69 248H72V249H70V252L68 253L67 251H68ZM206 248H207V251H205ZM207 252H209V257L210 258L206 257V255H208ZM63 254H62V257L60 258L61 261L59 262L61 264H63L64 261L67 260V258H70L69 257L70 255H68L67 258H66V256L63 255ZM87 255L89 257L90 253L87 254ZM128 255H130V254H128ZM191 255L189 257H191ZM218 255H219V253H218ZM63 256H65V257L63 258ZM113 257H114V255H113ZM204 257H206L207 259L203 260ZM80 260H81V258H80ZM122 262H123V260H122ZM188 262H189V264H191L190 261H188ZM227 263L228 262L226 261V264ZM109 264H111V262Z\"/></svg>","mask_w":264,"mask_h":264},{"label":"water","instance_id":"water-1","mask_svg":"<svg viewBox=\"0 0 264 264\" xmlns=\"http://www.w3.org/2000/svg\"><path fill=\"white\" fill-rule=\"evenodd\" d=\"M105 7L109 8L108 6H105ZM228 127L229 129H232L234 131H244L243 133L246 132L245 129L241 127L240 124L234 119L228 120ZM247 141L248 143L252 141L250 136L248 137ZM227 167L229 170L240 169L241 168L240 157L238 155H233Z\"/></svg>","mask_w":264,"mask_h":264}]
</instances>
